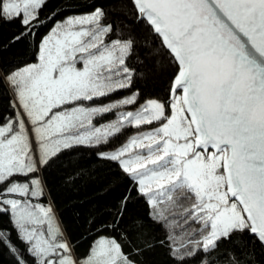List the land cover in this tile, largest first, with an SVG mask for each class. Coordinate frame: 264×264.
I'll use <instances>...</instances> for the list:
<instances>
[{
  "label": "snow or ice",
  "instance_id": "snow-or-ice-1",
  "mask_svg": "<svg viewBox=\"0 0 264 264\" xmlns=\"http://www.w3.org/2000/svg\"><path fill=\"white\" fill-rule=\"evenodd\" d=\"M49 2L0 0V29L20 26L3 48L31 52L0 66V252L13 264H145L162 247L171 264H260L264 0H110L42 16ZM168 69L167 95L141 103L149 76ZM80 146L129 188L74 241L45 202V172ZM140 200L145 215H129Z\"/></svg>",
  "mask_w": 264,
  "mask_h": 264
},
{
  "label": "trees",
  "instance_id": "trees-1",
  "mask_svg": "<svg viewBox=\"0 0 264 264\" xmlns=\"http://www.w3.org/2000/svg\"><path fill=\"white\" fill-rule=\"evenodd\" d=\"M89 3L97 6H109L110 0H50L41 15L51 11H59L62 15L81 14L89 11ZM20 30L18 23L5 24L0 29V66L9 68L17 64L31 62V52L26 43H19L8 47L3 45ZM43 31V30H42ZM168 70H155L147 80V87L140 102L146 98L164 97L167 95ZM126 91L118 92L111 96L120 98L127 95ZM108 103V101H103ZM7 97H0V110H7ZM109 115L108 117H111ZM136 129H128L125 136H120L123 141L126 135H131ZM114 143H116L114 141ZM111 147V146H109ZM105 151L108 148L103 149ZM47 182V196L45 202H51L54 210L62 222L63 227L74 241H78L86 233L88 219L98 215L105 207L118 201L126 194L129 184L113 163L102 160L96 150L80 146L65 151L50 165L45 172ZM135 197V192L132 193ZM145 206L142 200L130 202L128 213L132 216H144ZM0 226L8 228L7 218L0 219ZM149 234L157 239L163 237L158 226L148 224ZM13 239L15 234L13 233ZM85 243H81L78 251L83 252ZM256 258L264 264V255L257 249ZM145 264H171L167 252L162 247L155 248L146 253ZM0 264H13L7 250L0 252Z\"/></svg>",
  "mask_w": 264,
  "mask_h": 264
},
{
  "label": "rangeland",
  "instance_id": "rangeland-1",
  "mask_svg": "<svg viewBox=\"0 0 264 264\" xmlns=\"http://www.w3.org/2000/svg\"><path fill=\"white\" fill-rule=\"evenodd\" d=\"M115 99H119V98L118 97L117 98L108 97V98H104L103 101L105 100V101H108L109 102L110 100H115ZM111 119H115L114 115H112L111 117L106 116L103 120L98 121V123H104V122H107L108 120H111Z\"/></svg>",
  "mask_w": 264,
  "mask_h": 264
}]
</instances>
